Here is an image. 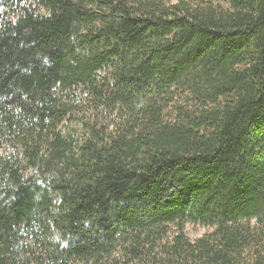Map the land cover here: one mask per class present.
<instances>
[{
	"label": "trees",
	"instance_id": "16d2710c",
	"mask_svg": "<svg viewBox=\"0 0 264 264\" xmlns=\"http://www.w3.org/2000/svg\"><path fill=\"white\" fill-rule=\"evenodd\" d=\"M0 264H264V0H0Z\"/></svg>",
	"mask_w": 264,
	"mask_h": 264
},
{
	"label": "rangeland",
	"instance_id": "374dc122",
	"mask_svg": "<svg viewBox=\"0 0 264 264\" xmlns=\"http://www.w3.org/2000/svg\"><path fill=\"white\" fill-rule=\"evenodd\" d=\"M175 230V227H173V229H170V236L172 235V233L176 232ZM209 231L211 230L199 225L188 224L184 227L185 235L191 242H195L198 239L202 238Z\"/></svg>",
	"mask_w": 264,
	"mask_h": 264
}]
</instances>
